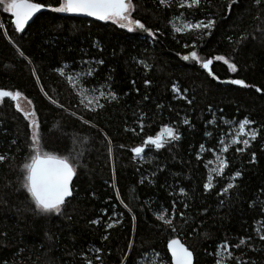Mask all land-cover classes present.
<instances>
[{
	"label": "trees",
	"instance_id": "1",
	"mask_svg": "<svg viewBox=\"0 0 264 264\" xmlns=\"http://www.w3.org/2000/svg\"><path fill=\"white\" fill-rule=\"evenodd\" d=\"M34 2L46 10L24 32L15 30L13 17L0 6V89L19 91L31 100L44 151L67 155L75 144L83 155L73 196L62 212H35L25 190L17 191L22 165L30 162V122L16 101L1 100L0 154L8 159L0 162V264H86V258L93 264H140L139 253L145 250L147 255L159 252L171 264L167 243L177 237L194 252L195 264H215L217 245L242 236L254 238L256 251L243 249L247 258L264 264V243L255 237L256 221L264 213L250 207L254 198L264 200V0H237L231 9V0H204L189 18L214 19L210 35L173 31L169 20L183 9L165 8L158 0H133L132 16L153 31L159 29L156 39L112 21L53 11L60 0ZM192 51L201 61L213 59L211 74L201 63L182 59ZM218 55L234 63L236 71L216 61ZM88 67L95 69L89 86L105 91L110 86L119 97L101 99L105 106L95 112L80 103L84 84L77 81L74 88L67 80L73 70ZM235 79L248 87L232 84ZM185 118L190 124L183 123ZM245 118L254 122L250 127L259 135L247 150L237 152L243 145H232L231 136ZM165 125L177 127L181 139L159 150L146 147V161L136 158L131 149ZM215 153L227 159L228 167L222 176L213 174L214 187L206 191ZM236 171L242 173L234 181L237 187L219 195ZM142 177L155 183L141 184ZM180 187L187 197L178 194ZM173 200L175 231L157 219L162 209L171 216Z\"/></svg>",
	"mask_w": 264,
	"mask_h": 264
},
{
	"label": "snow or ice",
	"instance_id": "2",
	"mask_svg": "<svg viewBox=\"0 0 264 264\" xmlns=\"http://www.w3.org/2000/svg\"><path fill=\"white\" fill-rule=\"evenodd\" d=\"M237 2V0H231L228 7L231 9L232 3ZM257 4L261 3V0H256ZM158 4L165 8L178 7L185 10V13H181L174 16L169 20L172 30L176 33H185L186 31H200L201 33L211 34V30L215 27L216 21L212 18L205 19H190L193 11L199 10L203 4L204 0H158ZM0 6L3 7L4 12L10 13L14 20L12 21L15 26V30L23 32L25 26L29 21L38 13L41 9L45 7L43 3L34 2V0H0ZM51 7V6H49ZM136 5L133 0H60L58 6L53 8V11L59 13H73V14H83L89 17H95L101 21H112L118 24L122 28L128 29L129 32H135L137 30H142L146 33L149 38L156 39L159 29L153 31L148 28L143 22L135 19L132 16L133 11H135ZM179 22V26H178ZM262 34H264V29H262ZM241 40L247 39V36H242ZM187 47V45H185ZM23 55V53H21ZM183 60L187 61L192 59L193 61L201 63L203 69L208 70L211 74L210 66L213 64V59H205L201 61L200 56L196 51H192L190 55H184ZM216 61H223L228 64L232 71H236V65L234 63H229V61L224 56L214 57ZM87 65L90 62L84 61ZM98 64H103V60L96 61ZM57 71L64 75V69H57ZM74 71L73 75H68L67 80L73 85L74 88L77 87V81L84 84L85 90L80 93L81 99L80 103L84 104L85 107L90 108L91 111L95 112L97 109H103L104 104L100 103L101 99L104 100H118V95L110 89L102 90L99 87H91L87 84L88 78L94 75L95 69L88 67L87 69H81L80 71ZM150 83V81L145 80V84ZM232 84L241 85L248 87L246 82L242 79H235L231 81ZM173 91L176 93H181L180 88L173 85ZM260 91V89H257ZM21 97L19 91L13 92L8 90H0V100L4 98H11L13 101H18ZM147 97H145L146 99ZM187 99V97H184ZM49 99H51L49 97ZM190 102V101H189ZM52 103H56L55 100ZM62 107V105H61ZM16 108L20 109L19 103L16 104ZM22 111V109H20ZM26 118L30 117V126L32 128L31 138H30V153L29 161L22 165L21 173L22 179L20 181V188L25 190L26 194L30 196V200L33 203V210L41 215L48 214H60L66 205L68 198L73 196V177L77 173V166L80 157L83 155V150L76 151L75 144L69 151L67 155H57L53 152L44 151L42 145V137L39 131V123L36 117L35 111L31 114L25 112ZM215 123V121H211ZM85 123H88L85 121ZM185 125L190 124V121L185 118L183 120ZM254 122L245 118L238 122L237 131L231 136L232 145H240L243 147H237L235 150L237 152H244L250 146L251 141L256 140L259 135V130L250 127ZM138 126L140 131L144 130L143 116L138 118ZM135 131V129H133ZM206 135L211 136V133H206ZM181 139V134L177 127L170 125H165L161 128L160 132L155 136L148 135L143 141L141 146H137L131 149L135 154V157L146 161L148 153L146 152V147L154 146L155 149L159 150L164 148L166 145L172 142L179 141ZM224 145L222 148L223 152L228 151V146L223 140L220 141ZM109 144L111 141L109 140ZM120 147H124L120 145ZM201 150H204V145H200ZM112 149L109 148V154H111ZM199 158V153L197 154ZM252 161H255V153L251 154ZM8 159V156L0 154V162H4ZM218 161L217 166L212 168L207 176L206 183L204 184V189L210 191L214 187V175L219 177L224 174L225 169L228 167V161L226 158L220 156L216 157ZM242 175L240 171H236L232 174L230 182L221 188L218 193L221 196L227 195L230 190L237 187L234 181ZM156 172L151 173V177H155ZM147 180L148 183H155L154 179L149 177H142L140 183L143 184ZM178 194L180 196L187 197L188 193L184 187L178 189ZM261 195H264V190H261ZM123 203V201H121ZM175 203L172 202V213L171 216L168 214V209H162L157 213V219L162 221L165 225L175 227L173 225V220L175 218ZM221 204L224 203L223 200L220 201ZM125 208H128V204H124ZM184 208L188 207L187 203L183 204ZM250 207H259L262 213H264V200L259 197L254 198ZM131 210V209H129ZM206 211V210H205ZM181 218L185 216L184 212H180ZM135 219V217H133ZM94 223H99V221H94ZM256 224L259 225L255 227V237L261 243H264V215L257 219ZM107 227H113V224H108ZM252 236H242L234 243H229L227 239L222 241L217 245L215 250V264H254L253 261L247 258V253L243 251L244 248L252 249L256 251ZM167 248L171 253L172 264H193V252L179 239L173 238L169 240ZM131 249V245H129ZM264 251V248L261 249ZM145 252L139 253L140 259L144 260L145 264L154 258L155 264H164V261L159 253L153 251L151 256H148ZM99 260L100 257H95ZM126 260V257H125ZM6 264V262H5ZM86 264H93L91 259L86 258ZM124 264V261H122Z\"/></svg>",
	"mask_w": 264,
	"mask_h": 264
},
{
	"label": "rangeland",
	"instance_id": "3",
	"mask_svg": "<svg viewBox=\"0 0 264 264\" xmlns=\"http://www.w3.org/2000/svg\"><path fill=\"white\" fill-rule=\"evenodd\" d=\"M3 8V7H2ZM10 14V13H9ZM178 26H179V22H178ZM80 91V93L83 91V90H79ZM0 102H1V100H0ZM17 103H19V105H20V109H22V113L24 114L25 112H27V113H29V114H31L33 111H35L34 110V106H33V104H32V102H31V100H29L26 96H24V95H22L21 94V97L19 98V100L18 101H16V104ZM36 113V112H35ZM25 116V115H24ZM36 117H37V115H36ZM28 120H29V122H30V117L29 118H27ZM238 128V127H237ZM31 132H32V128H31ZM217 156H220V157H222L221 156V154L220 153H215V157H214V159H212L210 162H209V170H211L212 168H215L216 166H217V163H218V161L216 160V157ZM214 174V173H213ZM159 253V252H158ZM160 254V253H159ZM148 256H151V253L150 254H148ZM160 256L162 257V259H163V261H164V264H169L168 262H167V260L165 259V257H163L161 254H160ZM140 264H145V262H144V260H140ZM149 264H155V261H154V258L149 262Z\"/></svg>",
	"mask_w": 264,
	"mask_h": 264
},
{
	"label": "water",
	"instance_id": "4",
	"mask_svg": "<svg viewBox=\"0 0 264 264\" xmlns=\"http://www.w3.org/2000/svg\"><path fill=\"white\" fill-rule=\"evenodd\" d=\"M46 10V8L44 7L43 9H41L38 13H36L35 14V16L29 21V23L25 26V29H24V31H26V29H27V27L35 20V18L40 14V13H42L43 11H45ZM67 14H69V15H71V16H75V17H80V18H90V19H93V20H96V21H99V22H104V21H101V20H99V19H97V18H95V17H89V16H87V15H83V14H73V13H67ZM13 20H14V17H13ZM23 31V32H24ZM210 68H211V66H210ZM207 72H209L208 70H206ZM0 90H4V89H0ZM76 176V175H75ZM75 176L73 177V181H74V179H75ZM73 181H72V186H73ZM69 199V198H68ZM176 239H179L182 243H184L185 244V242L181 239V238H179V237H177ZM168 244V243H167ZM186 245V244H185ZM187 246V245H186ZM188 247V246H187ZM168 249V248H167ZM190 249V248H189ZM191 250V249H190ZM192 251V250H191ZM168 252H169V255H170V257H171V253H170V251L168 250ZM193 252V251H192ZM171 264H172V261H171ZM193 264H195V254H194V252H193Z\"/></svg>",
	"mask_w": 264,
	"mask_h": 264
},
{
	"label": "built area",
	"instance_id": "5",
	"mask_svg": "<svg viewBox=\"0 0 264 264\" xmlns=\"http://www.w3.org/2000/svg\"><path fill=\"white\" fill-rule=\"evenodd\" d=\"M141 146V145H140Z\"/></svg>",
	"mask_w": 264,
	"mask_h": 264
}]
</instances>
